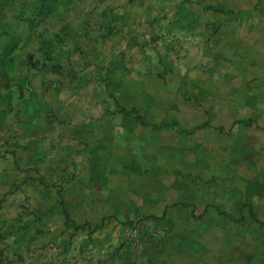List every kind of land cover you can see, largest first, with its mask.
Segmentation results:
<instances>
[{
  "label": "rangeland",
  "instance_id": "1",
  "mask_svg": "<svg viewBox=\"0 0 264 264\" xmlns=\"http://www.w3.org/2000/svg\"><path fill=\"white\" fill-rule=\"evenodd\" d=\"M237 20L0 0V264H264V30ZM207 21L227 39L186 40Z\"/></svg>",
  "mask_w": 264,
  "mask_h": 264
},
{
  "label": "crops",
  "instance_id": "2",
  "mask_svg": "<svg viewBox=\"0 0 264 264\" xmlns=\"http://www.w3.org/2000/svg\"><path fill=\"white\" fill-rule=\"evenodd\" d=\"M224 10L229 14H234L238 18L237 21H232L225 23L224 25L226 30H232L231 33L233 40H241V38L246 36L244 30H264V11L261 7L264 6V0H221ZM261 17H260V16ZM247 19H249L247 21ZM220 24L219 22H201L194 25L191 29V33L188 34L186 40H193L197 38L199 40H204L206 43L207 40H214L215 44H221L224 39H227V36L223 33H218L213 36L212 30L217 28ZM223 27V26H222ZM252 35V34H251ZM255 36V35H254ZM191 42V41H190ZM180 43V42H179ZM140 154V153H139ZM149 155L150 153H141V155ZM162 153H157L156 157L159 160ZM209 194V193H208ZM218 193H216L217 195ZM211 195V194H210ZM165 204V203H163Z\"/></svg>",
  "mask_w": 264,
  "mask_h": 264
}]
</instances>
